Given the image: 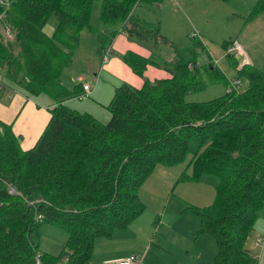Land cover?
Segmentation results:
<instances>
[{
    "label": "trees",
    "instance_id": "1",
    "mask_svg": "<svg viewBox=\"0 0 264 264\" xmlns=\"http://www.w3.org/2000/svg\"><path fill=\"white\" fill-rule=\"evenodd\" d=\"M95 1L111 40L132 22L139 28L131 35L157 42L156 27L133 19L138 0H9L4 12L0 5L3 82L56 102L28 149L20 146L11 124L0 120V264H61L58 256L38 249L35 231L42 223L67 233L65 264H90L96 238L126 230L143 212L138 189L154 167L186 159L179 181L217 178L214 200L194 209L200 219L195 232L215 242L210 264H260L245 239L264 208V70L251 64L236 69L238 60L229 59L247 87L187 101V92L225 76L211 63L201 73L188 67L196 62L191 59L169 61L164 64L168 78L144 79L138 88L126 82L116 87L107 105L109 120L100 121L65 103L81 87L69 89L61 79L81 30H93ZM263 11L264 0H256L248 19ZM51 16L55 25L48 35L43 28ZM123 58L140 77L155 63L132 51ZM7 183L19 193L9 194ZM36 199L44 202L28 205Z\"/></svg>",
    "mask_w": 264,
    "mask_h": 264
},
{
    "label": "rangeland",
    "instance_id": "2",
    "mask_svg": "<svg viewBox=\"0 0 264 264\" xmlns=\"http://www.w3.org/2000/svg\"><path fill=\"white\" fill-rule=\"evenodd\" d=\"M255 2L256 0H178L176 4L171 0H138L132 14L134 20L151 24L159 30L162 37H158L157 45H154L156 42L151 40V46L154 45L155 51L161 53L165 59L174 55L175 60L198 61L201 73H204V68L211 57L218 60L219 67L214 68L225 76V80L219 75L217 79L207 82L203 89L189 91L185 96L187 101H204L224 94L227 78L237 77L234 70L228 66L227 61L234 58L238 60V58L228 57L225 54L226 46L232 40L237 39L241 46L242 43L244 45L247 42L257 52L262 49L264 58L263 46L256 40L253 41V39H260L264 45V14L248 19ZM158 4L161 5L158 6ZM90 23L93 30L86 27L80 33L79 41L73 49L71 64L64 69L61 79L65 81L72 73L82 74L86 80L91 81L92 92L96 81L95 77L87 72L88 62L101 61V57H104L111 42L110 28L100 19V6L96 1L92 7ZM54 25L55 18L51 16L46 27L53 28ZM98 34L102 38L101 42L98 40ZM133 36L139 39L136 33ZM101 44L104 45V49H100ZM242 47L245 48V46ZM155 60L161 64L167 62H163L159 57H156ZM261 64L264 66L262 61ZM1 73L4 75L3 72ZM239 79L241 81L239 89L242 90L247 87L248 83L242 76ZM4 84L7 85L5 81ZM13 90L16 89L13 88ZM74 101V104L80 106L87 100L75 99ZM107 105H99L94 110L93 113L96 114V117L98 116L97 118H104L101 117L104 115L110 117ZM109 117L102 119L103 122H107ZM186 162L187 159L176 165L167 166L166 174L154 171L145 184L138 189V197L144 205L143 227L135 226L129 230L137 234L139 240L137 247H143L144 242L151 244L153 253H158L157 255L160 256V259L156 260V264H184L189 258L186 256L187 247L190 248L189 252L191 253L190 264H198L196 261L199 262V258L195 255L196 249L202 247L205 256L210 246L216 250L212 236H209L212 239L211 243L194 245V239L202 235L194 233L200 226L199 216L194 212V209L208 205L214 200L213 184H216L217 178L206 175L200 183L179 181ZM169 183H172L169 189L159 190L158 198L149 191L154 187L166 188ZM152 185L154 187H151ZM263 219L264 208L259 212L255 223L257 221L261 223ZM184 221L188 223L182 224ZM192 224L196 226L195 229L191 227ZM254 227V230H251L245 239V246L251 252L256 250L253 247L255 237L253 233L256 230ZM188 233L191 237L188 236ZM261 234L264 235V233ZM66 238L65 230L48 223L40 224L38 230L35 231V241L39 251L56 252L50 254L58 256L61 264H65V255L67 254V250L64 248Z\"/></svg>",
    "mask_w": 264,
    "mask_h": 264
},
{
    "label": "crops",
    "instance_id": "3",
    "mask_svg": "<svg viewBox=\"0 0 264 264\" xmlns=\"http://www.w3.org/2000/svg\"><path fill=\"white\" fill-rule=\"evenodd\" d=\"M160 5L161 4H158V6ZM262 14H264V11L259 15ZM134 21L138 24L144 23L140 20ZM133 27L139 28V26H135L134 23L129 22L126 28H123L113 37L110 46L104 54V57H101V61L98 62V60H96L88 62L89 64L87 65V72L91 73L92 76H96L97 82L93 86L90 95L80 100H87L85 104L77 106L76 104H74V100L76 98L73 96L65 100V103L69 107L78 112L90 113L91 115H95L94 117H96V114L93 113L94 110L99 105L104 106L108 104L111 98L113 97L115 88L121 85L122 83L126 82L138 88L143 84L144 79L154 81L157 79H164L170 77V73L166 70L164 64L159 63L155 59L156 57H159L160 59H162L163 62H169L174 61L175 56L173 55L171 58L165 59L161 55V53H157L155 51L154 45L151 46V41L145 40L142 42V40H138L133 35H131L129 32H132ZM43 30L46 34L52 35L54 27L47 28L45 25ZM254 40H256L264 48V45L262 44V41L260 39H253V41ZM155 45H157V42L155 43ZM242 46H245V48L243 49L244 51L246 50L245 53L249 57L251 65L264 70V66L261 64V61L264 64V58L261 52L262 49L257 52L256 49H254V47L247 42L244 45L242 43ZM131 51L144 57H152V59L155 61V63L147 65L142 77L136 75L123 58L126 53H129ZM209 63L210 60L207 62V64ZM227 64L233 69L230 60L227 61ZM78 74L79 73H72L71 75H69L68 78L66 77L67 79L65 81H62L63 84L68 86L69 89H72L73 86L77 84L74 79L75 76ZM55 104L56 102L46 94L26 95L23 91L19 90L18 88L16 90H13V88H11L10 86L5 85L3 89H0V120L7 124H11L12 130L16 135L20 146L23 149H28L35 144L36 140L38 139L43 128L49 120L50 109ZM101 117L104 118L99 117L97 119L103 121L102 119H108L109 116L104 115ZM167 169V166L158 164L154 167V170L151 172V174L154 171L159 172L160 174H166ZM185 169L186 167L184 168V170ZM151 174L147 177L143 184H145ZM200 182L202 181H197V183ZM171 184L172 183H169L166 188H157L152 185L151 187L154 188H151V190L149 191L153 194V196L158 198L159 190L166 191L170 188ZM142 185L140 186V188L142 187ZM168 198L170 199V197ZM259 222L260 221H257L254 225L255 227L253 226L256 229L253 233L255 236L253 240V247L256 250L259 249V247L255 245L256 238L262 237L264 239V235L261 234L264 233V219L261 223ZM186 223L188 222H182V224ZM135 226H138V228L143 227L142 213L138 215L129 224L128 229L126 231H115L109 237L96 238L93 246L90 264H116L105 262L115 261L117 259H121L129 255H136L138 257H141V261L137 264H156V260L160 259V256L157 255L158 253H153L151 244H146L144 242L143 247H137L139 241L137 239V234L129 230V228H133ZM191 227H193V229L196 228V226H194L193 224ZM253 227L251 229L252 231L254 230ZM188 236L191 237L190 234ZM209 236L210 235L208 234L199 235L197 238L194 239V245L196 246L198 243H202V245H204L205 242L208 244L211 243L212 239ZM187 248L188 249L186 256H188L189 258L186 259L184 264H190L189 261L191 253L189 252L190 248ZM256 250L253 251L254 255H259L261 259L260 264H264V247L260 248V250L258 251ZM215 253L216 250L211 248V246L208 249V253L206 256L203 254L202 247L198 250L196 249L195 255L199 258V262H196L198 264H210L215 256Z\"/></svg>",
    "mask_w": 264,
    "mask_h": 264
},
{
    "label": "built area",
    "instance_id": "4",
    "mask_svg": "<svg viewBox=\"0 0 264 264\" xmlns=\"http://www.w3.org/2000/svg\"><path fill=\"white\" fill-rule=\"evenodd\" d=\"M171 1L173 3H176V4L178 3V0H171ZM9 4H10L9 0H0V5H2L4 7L3 12L9 7ZM2 15H3V13L0 12V17ZM5 35L8 39L10 37H12L10 30L8 28L5 30ZM225 54L227 56L230 55V56L238 58V63H237L236 69H241L242 67L248 66L251 64L249 57L246 55L243 47L240 45V43L238 42L237 39L232 40L226 46ZM210 63L214 67H219L218 66V60L215 58L211 57ZM195 66L199 67L200 62L196 61L194 63L190 62L188 64L189 68H193ZM93 77H95V81L97 82V77L96 76H93ZM93 77L91 78L92 80L94 79ZM74 81L77 84H79L81 87V91L76 93L74 95V97L78 100H81V99L88 97L91 93V86H92L91 81L86 80V77L82 74L76 75ZM240 84H241V81H240L239 77H228L227 86H226L227 91L232 92V91L240 90L239 89ZM4 86H5V84L3 82V76L0 74V89H3ZM7 191L9 194H12V195H17L19 193L17 188L11 183H7ZM38 202H44V201L42 199L31 200V201H28V205H33L34 203H38ZM255 245L258 246L259 248H263L264 247V239L257 237L255 240ZM257 256L260 259V256L259 255H257ZM140 261H141V257H138L136 255H129L127 257L117 259L115 261H106L105 263L137 264Z\"/></svg>",
    "mask_w": 264,
    "mask_h": 264
}]
</instances>
